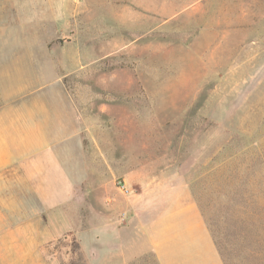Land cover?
<instances>
[{
	"label": "rangeland",
	"instance_id": "374dc122",
	"mask_svg": "<svg viewBox=\"0 0 264 264\" xmlns=\"http://www.w3.org/2000/svg\"><path fill=\"white\" fill-rule=\"evenodd\" d=\"M4 55L1 87L23 78L68 94L97 187L89 206L62 208L79 221L46 261L70 264L77 244L83 264H101L103 221L128 227L119 202L131 187H187L223 263L264 264L245 232L252 194L264 226V0H0ZM32 199L0 187V216L30 215ZM93 229L96 241L79 238ZM125 264L157 262L145 252Z\"/></svg>",
	"mask_w": 264,
	"mask_h": 264
},
{
	"label": "crops",
	"instance_id": "0c3cea01",
	"mask_svg": "<svg viewBox=\"0 0 264 264\" xmlns=\"http://www.w3.org/2000/svg\"><path fill=\"white\" fill-rule=\"evenodd\" d=\"M10 58L0 56V66ZM19 81L17 90L13 84L0 86V187L25 188L37 210L0 216V263L60 264L45 260V246L80 217L62 208L89 206L84 199L97 190L88 183L94 173L83 148L85 131L65 90ZM97 164L100 169V159ZM131 188L135 193L119 202L128 227L117 228L110 217L103 221L101 264H125L145 252L157 264H224L187 187ZM96 235L93 229L79 238L96 241ZM85 255L92 260V254Z\"/></svg>",
	"mask_w": 264,
	"mask_h": 264
},
{
	"label": "trees",
	"instance_id": "16d2710c",
	"mask_svg": "<svg viewBox=\"0 0 264 264\" xmlns=\"http://www.w3.org/2000/svg\"><path fill=\"white\" fill-rule=\"evenodd\" d=\"M257 200H258L257 195L252 194V204H253L252 210H253V212L250 213L252 218L258 217V216H255V214L258 212ZM232 218H234L237 225H239V227L235 228L234 236L236 238L239 237V238L245 239L243 229H242L243 222H242L241 218L237 214L232 215ZM252 218L250 217V221H249V231H245V232H249L251 234L255 233V237H254L253 242H252L254 244V247H253V250H252V248H250V252L252 255H256V254L260 253L261 251L264 252V249H262L259 245L260 241H261V236H258L256 234L260 230V235L263 234L262 237L264 238V226L262 227L260 225L261 223H259V221L256 219L254 222L252 220ZM235 222H234V224H235ZM73 253L75 254V259L72 262H70V264H83V261L81 259V255H80V250H79V247L77 244H74V246H73Z\"/></svg>",
	"mask_w": 264,
	"mask_h": 264
},
{
	"label": "built area",
	"instance_id": "2783aa9c",
	"mask_svg": "<svg viewBox=\"0 0 264 264\" xmlns=\"http://www.w3.org/2000/svg\"><path fill=\"white\" fill-rule=\"evenodd\" d=\"M116 188L117 190L124 196H129L131 194V190L126 187L123 181H117L116 182ZM124 220V218L122 219Z\"/></svg>",
	"mask_w": 264,
	"mask_h": 264
}]
</instances>
